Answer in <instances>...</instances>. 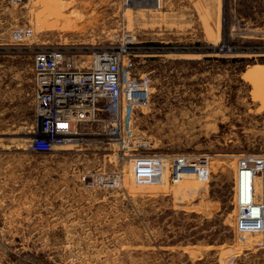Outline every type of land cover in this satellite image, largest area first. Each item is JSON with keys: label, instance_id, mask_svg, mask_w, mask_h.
<instances>
[{"label": "rangeland", "instance_id": "1", "mask_svg": "<svg viewBox=\"0 0 264 264\" xmlns=\"http://www.w3.org/2000/svg\"><path fill=\"white\" fill-rule=\"evenodd\" d=\"M150 3L0 0V264H264V234L233 230L235 155L264 154V0ZM13 28L31 29V43L8 44ZM121 43L152 91L127 112L129 141L213 157L208 183L137 185L116 138L101 135L28 149L34 54L59 50L80 68Z\"/></svg>", "mask_w": 264, "mask_h": 264}, {"label": "built area", "instance_id": "2", "mask_svg": "<svg viewBox=\"0 0 264 264\" xmlns=\"http://www.w3.org/2000/svg\"><path fill=\"white\" fill-rule=\"evenodd\" d=\"M33 33L13 28L8 44L28 46ZM133 54L125 43L95 51L87 66L61 65L63 53L43 48L34 54L33 102L36 126L28 149L53 153L82 143L83 135L116 138L123 156L129 158L132 179L137 185L175 184L185 175L208 183L213 173V157L206 154H142L140 142L129 141L127 112L148 107L150 78L132 69ZM40 123V127H38ZM86 126L97 130L87 131ZM233 173L234 235L243 241L251 234H264V154L235 155ZM248 173V200L238 198L240 171ZM114 177L115 187L121 179ZM258 189V190H257Z\"/></svg>", "mask_w": 264, "mask_h": 264}, {"label": "bare ground", "instance_id": "3", "mask_svg": "<svg viewBox=\"0 0 264 264\" xmlns=\"http://www.w3.org/2000/svg\"><path fill=\"white\" fill-rule=\"evenodd\" d=\"M156 2H157V0H153V3L148 4L147 7H150V8L151 7H155L156 4H157ZM131 173H132V171H131ZM185 176H191V175H185ZM185 176H183V177H185ZM131 179H132V175H131ZM181 180H179V181H181ZM133 182H134V180H133ZM238 191H239L238 192V198H239V200L240 201H243V202H247L248 197H249V194H248V173H247V171L242 170L239 173V178H238Z\"/></svg>", "mask_w": 264, "mask_h": 264}, {"label": "water", "instance_id": "4", "mask_svg": "<svg viewBox=\"0 0 264 264\" xmlns=\"http://www.w3.org/2000/svg\"><path fill=\"white\" fill-rule=\"evenodd\" d=\"M38 127H40V123H38Z\"/></svg>", "mask_w": 264, "mask_h": 264}]
</instances>
